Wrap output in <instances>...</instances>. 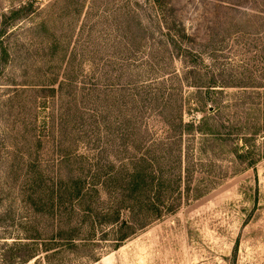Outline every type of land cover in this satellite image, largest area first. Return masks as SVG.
I'll return each instance as SVG.
<instances>
[{"label":"trees","instance_id":"obj_1","mask_svg":"<svg viewBox=\"0 0 264 264\" xmlns=\"http://www.w3.org/2000/svg\"><path fill=\"white\" fill-rule=\"evenodd\" d=\"M150 2L142 13L138 3L124 0L114 24L97 30L102 46L97 44V50L91 36L78 40L81 53L71 50L59 83L47 88L61 130L63 173L56 204L49 190L48 210L54 215L58 209L61 226L49 240L58 238L60 247L118 246L205 195L228 174L253 169L264 158V85H240L230 81L231 74L227 79L219 66L206 61L205 41H195L202 38L187 32L165 0ZM34 4L21 1L0 16V78L12 57L14 23L41 12ZM220 5L227 8L223 1ZM60 39L53 34L49 41L51 55ZM103 49L111 50L110 56L103 57ZM87 51L95 70L84 75L74 61ZM259 80L264 81V72ZM10 85L15 96L5 101L19 102L27 90ZM227 87L238 90L230 94ZM185 88L193 91L186 96ZM58 91L63 97L59 108L53 100ZM186 107L192 112L187 120ZM35 236L26 237L31 244H14L34 247L18 263L0 247V264H25L38 257L46 239L37 244V230ZM82 259L98 260L88 253Z\"/></svg>","mask_w":264,"mask_h":264},{"label":"rangeland","instance_id":"obj_2","mask_svg":"<svg viewBox=\"0 0 264 264\" xmlns=\"http://www.w3.org/2000/svg\"><path fill=\"white\" fill-rule=\"evenodd\" d=\"M21 1L27 0H0V16ZM34 1L41 12L15 21L9 42L12 57L0 78V247L6 248L11 260L25 259L34 247L14 244H31L26 237H36L37 230L41 239L36 243L47 242L40 246L38 257L25 264H264V158L253 169L228 174L205 195L183 203L118 246L101 242L73 250L60 247L58 238L49 240L61 226L58 209L55 207L54 215L48 212L49 190L53 189L56 204L63 166L59 161L61 130L53 117V111L56 117L59 112L47 88L59 83L71 50L81 53L77 41H89L88 36L98 37L97 30L113 25V15L120 12L124 0ZM130 1L138 3L142 13L152 6L150 0ZM221 1L226 9L221 8ZM165 2L188 33L202 38L195 41H205L209 64L219 66L226 78L231 74L233 78H228L234 83L264 85L259 80L264 72V0ZM230 6L235 9H228ZM43 20L46 26L41 27ZM53 34L61 39L51 55L48 47ZM93 41L98 50L97 44L102 46L99 38ZM100 53L110 56L111 50ZM84 54V58L77 55L74 64L88 75L95 64L90 51ZM175 65L180 67L179 62ZM10 83L27 90L19 102L5 101L9 94L15 96ZM237 90L227 87L224 91ZM185 91L188 96L193 89ZM62 99L60 92L53 98L58 108ZM190 115L186 107L184 119ZM82 145L78 146L81 151ZM85 253L98 260L82 259Z\"/></svg>","mask_w":264,"mask_h":264}]
</instances>
